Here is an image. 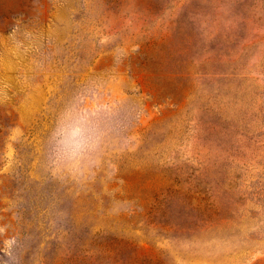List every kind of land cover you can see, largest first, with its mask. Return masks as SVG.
<instances>
[{"label": "rangeland", "instance_id": "1", "mask_svg": "<svg viewBox=\"0 0 264 264\" xmlns=\"http://www.w3.org/2000/svg\"><path fill=\"white\" fill-rule=\"evenodd\" d=\"M0 264H264V0H0Z\"/></svg>", "mask_w": 264, "mask_h": 264}]
</instances>
